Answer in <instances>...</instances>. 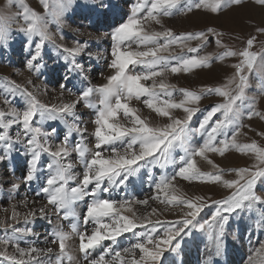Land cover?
Returning <instances> with one entry per match:
<instances>
[{"label": "snow or ice", "instance_id": "6c2138e0", "mask_svg": "<svg viewBox=\"0 0 264 264\" xmlns=\"http://www.w3.org/2000/svg\"><path fill=\"white\" fill-rule=\"evenodd\" d=\"M246 2L264 9V0H136L126 22L119 23L111 32L113 45L108 67L112 74L102 85L80 91L74 100L62 99L66 83H58L61 102L49 104L30 90L29 86L36 88L31 79L21 84L8 77L0 78L3 93L0 95V161L11 160L15 147L23 146L28 157L25 180L31 182L36 178L41 156L51 157L47 163L50 175L37 195L43 194L54 215L70 221L67 231L62 225L53 230L49 243L56 249L21 247L20 239L34 233L31 228L17 225L21 221L28 224L37 218H47L48 209L29 208L27 200L21 202L27 209L24 213L13 206L10 216L0 220V229L12 234L0 238V264H65V261L73 264L70 243L73 240L78 241L77 250L84 254L87 264H165L166 253L179 255L182 241L191 229L206 233L215 254L219 255L225 229L234 214L259 211V224L264 225V188H258L264 181V145L255 140L248 143L238 140L240 135H246L243 129L250 127L244 123L245 119L264 121V111L259 110L257 98L247 95L253 74L259 81V94L264 95V42L260 50H253L257 36L249 35L242 48L233 49L224 43L225 33L216 27L177 33L162 20L175 14L220 15L241 8ZM7 6L18 10L14 14L0 12V46H8L12 26L16 25L15 31L28 44L29 55L24 66L29 73L40 72L44 66L40 61L49 43L66 54L63 59L66 66L70 65L68 72H84L77 57L86 53L87 41L73 36L72 45L66 46L58 40L65 39V29L83 35L69 21L77 9H94L91 0H38L35 8L27 0H7ZM150 24L158 25L160 30L149 31ZM255 31L264 35V27ZM193 41L197 42L195 46ZM210 43L222 51L216 55L201 54ZM174 49L180 52L174 53ZM87 55L91 58L93 54L87 52ZM232 58L236 59L231 65L233 72L218 86L204 85L193 90L177 87L166 79L169 74L187 75ZM63 79L70 77L65 75ZM17 93L26 100L22 107L13 102ZM93 94H98L96 103L91 102ZM213 95L221 100L206 110L193 127L194 118L201 112V101ZM133 101L142 103L165 122L152 124ZM81 102L94 110L92 148L84 140L88 128L77 111ZM177 112L183 115L178 116ZM48 122L64 125L59 139L53 140L58 136L54 123L50 128L44 127ZM74 135L81 139L70 143ZM196 135L203 143L193 148ZM257 135L264 138V132ZM233 151L250 157L251 165L224 168L212 159V154L223 158ZM73 153L77 161L70 159ZM199 161L206 162L210 170H202ZM77 163L83 165L80 175L74 172ZM169 167L175 171L170 176L162 172L158 179L152 180L153 194L148 197L117 200L102 195L123 189L142 169L147 170L151 179L155 169ZM178 179L220 186L227 194L219 199L205 195L189 197L178 186ZM18 187L11 184L12 190ZM86 199L81 217L75 206ZM138 206L145 209L143 214L138 213ZM206 209L212 211L201 219ZM168 213H174L176 218H162ZM126 233L135 237L129 247L120 251L101 248L105 241L115 244ZM9 247L13 249L11 252ZM97 248H101L102 254L89 259ZM247 264H264V242L253 249Z\"/></svg>", "mask_w": 264, "mask_h": 264}, {"label": "rangeland", "instance_id": "374dc122", "mask_svg": "<svg viewBox=\"0 0 264 264\" xmlns=\"http://www.w3.org/2000/svg\"><path fill=\"white\" fill-rule=\"evenodd\" d=\"M91 2L95 5L94 9H77L72 13L69 21L72 27L79 28L83 35H76L71 29H65V39L63 41L58 40V42L66 46L72 45L73 36H76L77 39L82 41H87L86 53L77 57L78 62L84 67L83 73L68 72L70 65L66 66L63 59V55L66 54H61L50 43L44 49L43 59L40 61L44 66L40 69V72L29 73L24 66V61H26L29 55L28 44L26 43V38L21 33L15 31L16 25H13V32L9 38L8 46H0V78L8 77L21 84L31 79L36 88L32 89L29 86L30 90H34L42 102L49 104L61 102L59 82L67 84V90L62 98L64 101L76 99L78 93L88 87L99 86L105 83L106 77L112 74V70L108 67L111 59L110 51L113 45L111 32L119 23L126 22L127 15L130 14V9L136 3V0H91ZM27 3L34 8L38 7V0H27ZM17 10L9 9L7 0H0V12L14 14ZM162 20L166 27L172 28L177 33L202 30L208 26L216 27L225 33L222 39L225 44L233 49L242 48L244 40L249 35L257 36V42L253 50H260L261 42H264V35L255 31L257 27H264V9L254 7L250 2H246L241 8L224 11L220 15L195 13L185 16L175 14L171 17H162ZM147 28L149 31L160 30L159 26L155 24L147 25ZM196 43V41H193V46ZM173 51L177 54L180 52L179 49H174ZM221 51L222 49L217 48L214 43H210L201 54L209 53L216 55ZM87 52L93 54L91 58L87 55ZM233 63H236L235 58L228 59L223 63L214 62L211 68L198 69L187 75L169 74L166 79L177 87L193 90H198L204 85L218 86L233 72L231 67ZM65 75H68L70 80H64L63 77ZM250 85L247 90L248 97H256L259 110L264 111V95L259 94L257 75L253 74L250 78ZM2 94V90H0V95ZM97 95L93 94L90 98L91 102H97ZM177 98H179V94H177ZM220 100L221 98L215 95L205 97L199 105L201 112L194 118L192 126H197L204 112ZM13 102L18 107H22L25 105L26 100L17 93ZM133 105L139 108L141 115L147 118L152 124H162L165 122L154 113H151L142 103L133 101ZM77 111L82 123L86 124L88 128L87 133L84 134V140L89 148H92L94 140L91 134L94 125L91 121L94 119V110L84 107L83 102H81L77 107ZM176 114L178 116L183 115L181 112H177ZM37 123L39 122L37 121ZM53 123L58 129V136L53 138L55 141L59 139V136L63 135L64 125L60 122H48L44 127L46 129L50 128L53 126ZM244 123L250 127L243 129L246 135H240L238 137L239 142L248 143L255 140L259 144L264 145V138L257 135L258 132H264V121L253 118L251 121L245 119ZM80 139L81 137L79 135H74L70 143L79 142ZM201 143H203V139L199 135H196L193 137L191 147L195 148ZM0 149H2V146H0ZM105 154L107 155V151H105ZM70 159L73 161L78 160L75 153H73ZM212 159L224 168L250 166L252 163L250 157L240 155L234 151L226 154L223 158L212 154ZM27 160L28 157L25 155L24 147L17 145L12 152L11 160L0 161V220H5L6 217L10 216L13 206H16L17 210L21 213L27 211L21 204L24 200L28 201L29 208L39 209L40 207H46L48 209L47 218H37L34 222L28 224H24L21 221L17 225L18 227L31 228L34 233L32 236L20 239V245L21 247L35 245L39 248L52 247L56 249L55 245L49 243L52 239V232L59 225H62L64 230L67 231L70 226V221L61 220L58 216L54 215L51 211V206L47 205L46 198L43 194L37 195V192L44 186L47 177L50 175L47 163L51 161V157L47 155L41 156L36 178L31 182L25 180L28 167ZM199 166L204 171L210 170L204 161H199ZM82 169L83 165L77 163L74 172L80 175ZM174 171V167H169L166 170L155 169L150 179L147 170L142 169L140 175L133 178L123 189L113 190L111 193L102 195L105 198L110 197L117 200L124 198L143 199L153 194L152 180L158 179L162 172L170 176ZM12 183H16L19 187L16 190H12ZM177 184L189 197L205 195L211 196L213 199H219L227 194L226 190L220 186L188 183L179 179L177 180ZM258 188H264V181L258 184ZM86 202L87 199L86 201L79 202L75 206L77 215L82 217ZM5 209L8 211L5 212ZM137 211L143 214L145 209L138 206ZM211 211L212 209H206L201 214V219L207 218ZM162 218L174 220L176 215L174 213H168L166 217ZM87 228L90 230L92 224L89 223ZM81 230H83L82 220ZM137 231H144V229H137ZM11 235L10 231L6 233L3 229H0V238ZM134 242L135 237L133 234L126 233L119 237L115 244L111 241H105L101 248L105 250L112 248L114 251H120L124 247H129ZM259 242H264V225L259 224V211L252 213L245 211L234 214L230 218L229 225L225 229L223 247L219 255L215 254V248L213 243L208 240L207 234L199 231L197 228L191 229L189 234L184 237L182 250L179 252V255L166 253L165 264H209L210 259L212 264H247V258L252 254L254 248L259 247ZM70 243L75 258L73 264H87L84 254L77 250L78 241L73 240ZM101 248L93 250L89 255V259L102 254ZM12 250L9 247L8 251L11 252ZM65 264H68V262L65 261Z\"/></svg>", "mask_w": 264, "mask_h": 264}]
</instances>
